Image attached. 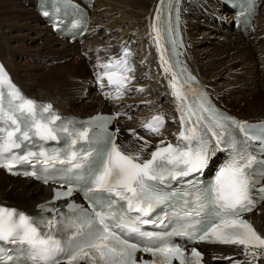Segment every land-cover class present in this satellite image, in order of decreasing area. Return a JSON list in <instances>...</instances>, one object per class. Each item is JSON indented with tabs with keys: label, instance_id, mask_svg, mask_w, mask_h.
<instances>
[{
	"label": "snow or ice",
	"instance_id": "obj_1",
	"mask_svg": "<svg viewBox=\"0 0 264 264\" xmlns=\"http://www.w3.org/2000/svg\"><path fill=\"white\" fill-rule=\"evenodd\" d=\"M52 2L56 6L43 16L50 18L67 0ZM179 2L161 0L149 25L177 101L180 130L175 143L165 137L153 145L129 129L132 140L122 144L120 129L110 130L109 125L127 113L86 121L61 116L52 104L25 96L0 64V168L18 174V164H31L33 170L24 175L59 185L51 200L36 206L35 214L0 206V264H202V253L193 247L186 255L176 237L242 247L243 264L264 259V234L245 218L264 202V123L238 120L216 108L203 92L192 91L196 78L179 58L184 46ZM132 55L124 46L118 58L95 66L104 69L97 75L100 87L105 79L115 86V95L106 99L120 100L126 94L133 79ZM165 126L163 113L141 125L154 137L164 136ZM61 140L63 148L50 152L45 147ZM25 142L39 150L14 151ZM226 150L228 159L214 179L199 184L197 177ZM74 193L85 203L73 200L56 207ZM137 253L151 259H138Z\"/></svg>",
	"mask_w": 264,
	"mask_h": 264
},
{
	"label": "bare ground",
	"instance_id": "obj_2",
	"mask_svg": "<svg viewBox=\"0 0 264 264\" xmlns=\"http://www.w3.org/2000/svg\"><path fill=\"white\" fill-rule=\"evenodd\" d=\"M21 1H26L30 3L29 6L32 8V10H34L33 11L34 13L23 11L24 9L16 10V7L13 5L16 6L19 5L21 7L20 4ZM157 1L158 0H121L122 5L120 6L121 8L119 10L113 8V10L111 9V11H108L104 14H98L96 10L98 7H105L108 10V8L111 7L110 6L111 4L109 0H94V3L92 4V10L90 11V20L88 23V30L86 32V37L90 31V25L91 28H93L92 26L93 24L96 25L97 23H103L105 25L108 23L109 20L108 17H111L110 18L111 21L115 22L113 23L114 25L108 24V29L112 30L114 28H117L118 25H120V28L122 29L124 28L123 27L124 25L126 29L124 28L121 34H115L114 32H111L109 38L110 37L113 38L117 36L118 38L115 39L117 43H121L122 41H125L126 43V40L130 39L131 41L132 39L136 38L137 45H140L144 49V51L147 52V57L152 59L150 60V63H146V66H144L145 71L148 70L149 67L152 68V70L150 69V71H154L155 75L159 77L158 80L164 89V92L162 93H165L163 99L164 101L162 104L164 105V102L167 103L166 105L159 107V109L161 110H158L156 107V110L153 111L154 113L151 112L150 110L149 113L146 114L143 113L145 114L143 115L144 116L143 122L145 121L147 122V120H149L153 115L160 114L162 111V113L166 117V121L169 123V126L165 127L162 130L164 136L152 137L148 135L146 133V130L142 129L141 127L143 122H140L139 124H135L136 121L133 120L131 124L127 122L130 126H125L123 125L120 119H116L113 122L112 127H114V129L115 128L120 129V134L118 139L119 142L122 144H128L132 140V137L130 136L129 133L130 128L136 127V129L138 130L140 129L139 131L142 133L140 136H143L145 137V139L150 140L153 145H155L160 139H164L166 137L165 135H169L170 138L166 137V139L167 141L172 142L176 137L175 134H177L178 132V124L176 121L177 118L176 101L171 93V89L168 86V79H170V74L168 77H165V74L163 73V70L160 67L159 55L156 51L154 42L149 36V33L151 31L149 25L154 22L153 19L156 13ZM17 2L19 4H17ZM196 2H198V4ZM35 4H36V0H1L0 28L8 26L10 20L12 19L11 17L13 15L20 18L29 15L30 18L31 16H33L36 19L39 18L42 20L40 14H38L35 11ZM179 4H180L179 5L180 30L183 38L184 57L187 66L189 67L191 72L198 78L201 84L204 86V88L209 93L212 100L216 103V101L214 100L215 97H213L212 95L213 94L212 91L218 90L217 88L219 85L217 83V80L223 77L220 71L221 70L220 67L223 66L224 64L221 63L216 65L213 63V61H209L211 55H207L208 54L206 52L207 48L202 50L203 51L202 54H200V52H198L197 49H195L196 51L193 50L194 46L196 47L197 45L199 46L201 44L200 41L194 40L196 36L195 34H193V32L194 29L199 27L200 24L202 23L198 19V17H196L198 15H201V17L205 16L206 18L209 19V21L212 23V26H209V28L212 29L214 28L215 30H219L218 29V24H219V26L222 25L223 30L226 31L227 30L226 24H224L225 26L221 24V19L219 18V16H221L223 13L222 10H226V9L223 5H221L218 2V0H209V2L207 0L205 2L202 0H180ZM212 15H215L216 17L214 18V16ZM116 16H118V18H115ZM185 18H186V22L184 21ZM123 19H125L124 21H126L127 19L131 20L132 21L131 25L129 26V24H127L128 22L125 24L123 22L122 25L117 23L122 21ZM187 21L189 22L187 23ZM39 29L41 30L39 32L40 34L48 31V29L44 26H40ZM132 29H136L135 35L129 33ZM99 33L102 35L101 32ZM227 33L233 36L234 39L233 41H230L225 35L223 36L222 34H219L220 39L233 43V45H231L230 47H228L227 50L224 51V52L232 51L233 53V56L231 57L229 56V59L225 64V69L228 70V72L234 71L238 73V75H234L231 77L230 79L231 83H228L227 86L230 84L239 85L240 91L238 90V94L241 95V96L232 97L230 99L229 104H231L235 109H237L236 107L237 104L239 102H242V106L239 108V112L242 113L243 115L247 114V116L237 117L233 113L227 110L226 111L238 119H243L248 121L247 118L251 116H254L256 114H264V93L258 96L248 95L244 97L242 95L244 90H246V88L264 87V77H262L261 80L257 78H256L257 80H255L253 78L254 80L252 79V81H248L244 79L249 75L255 74L254 76H257L258 72L259 71L261 72L260 68L263 70L264 55L261 56V54L264 53V46L263 47L258 46L262 48V51L260 53H257L256 51L257 49L253 48L252 44L254 42L261 43L264 42V40L263 41L261 39L256 40L253 37L254 40L256 41L254 40L247 41V43H244L242 41V43L239 44L237 40L242 38V35L240 33H237L231 27L228 28V32H226V34ZM9 40H11V38L9 39L6 37L2 38L0 36V64L5 66L6 70L10 74L12 82L16 86H18L29 98H32L38 102H43L45 104L50 103L52 104L53 108L59 109L62 113L63 112L68 113L75 117H80V118H86L96 113H107V112L114 113L109 111L111 110L115 111L117 106L121 103V101H118L112 104H108V102L102 101L101 97L99 98L96 94L93 93V84L89 79L88 73L84 72L81 74L83 70L78 69V64H77L79 60V56L77 55V53L76 54L74 53V50L73 51L71 50L72 47L70 45H67V43L66 44L60 43L58 39L55 37H51L50 39L45 40L44 46L47 49V51L43 53V56L45 57L47 55H50L57 58H65L63 59L64 61H62L61 64L66 61L68 63H65L63 66H59L60 64L58 66H52L49 64L48 68L39 67L38 69L41 70V74L39 75H33V74L21 75L20 73H18V69L20 68L11 66L12 64L9 63V61L14 56L19 55L14 53V50L12 49L7 50L4 48V46L7 45ZM94 41L93 42L96 45H100V47H105V44L107 43L105 40H99L98 37H96ZM55 44H61V48L59 49L50 48V46L54 47L53 45ZM190 44L192 49L189 46ZM104 50L98 53L109 52L108 48H104ZM93 51H96V49H94ZM90 52L92 51L90 50ZM224 52H221L220 54ZM115 53L116 51L111 52L113 56L116 55ZM143 59L145 60V58H142V60ZM204 59L206 60V62L203 64L202 60ZM104 62H108V61L101 60L99 63L103 64ZM252 68H255L254 69L255 72H253ZM94 72H96V70ZM77 74L78 77H74L72 80L71 78L73 76H76ZM131 75H133L134 79H136L137 76L135 74L131 73ZM23 77H30L33 80V83L31 85H23L22 84ZM222 83L224 84V82ZM138 86L140 87L142 85H138ZM85 89L91 90V92L89 91L90 92L89 101L88 103L84 104L82 107L77 108L75 110L73 109V111L75 112L79 111L82 114L79 113L74 114L75 112L73 113L71 108H73V105L75 104L77 98L81 96V93ZM147 90L148 89H145L146 95L153 94L152 91L147 92ZM109 93H105L102 96L105 97ZM146 98L147 97H145V99ZM216 104L220 106L218 103ZM135 107L138 108L140 106L135 105ZM117 113H119V109H117ZM263 118L264 117H261L258 118V120H254V121H259L262 120ZM249 121L253 122V120H249ZM31 183L32 182L28 179L11 178L5 175L3 171L0 169V205L10 208L14 207L17 208L18 210L24 211L27 214L34 212V207L36 204L49 199L50 189L48 187H43L34 183H32L33 187H30L28 189L27 186H29L28 184ZM263 203L264 202L260 203V205L256 207L255 210L246 217L248 220L251 221V223L256 228V230L261 234H264ZM199 247L204 253V257H203L204 264H237V262H239V264H243V262L246 260V257L243 252V248L235 245H225V246H215V247L202 245ZM256 264H264V259L257 261Z\"/></svg>",
	"mask_w": 264,
	"mask_h": 264
},
{
	"label": "rangeland",
	"instance_id": "obj_3",
	"mask_svg": "<svg viewBox=\"0 0 264 264\" xmlns=\"http://www.w3.org/2000/svg\"><path fill=\"white\" fill-rule=\"evenodd\" d=\"M109 1L111 4L110 5L111 7H109L108 10L105 7H98L96 9L98 14H104L108 11H111V9L113 10V8L114 9L116 8L118 10L121 8L120 7L122 5L121 0H109ZM202 1L205 2L206 0H202ZM207 1L209 2V0H207ZM196 3L198 4V2H196ZM17 4H19V3L17 2ZM20 4H21V7L19 5H17V6L13 5V6L16 7V10H23L24 9L23 11H27V12H33L34 11L29 6L30 3L26 2V1H21ZM263 6H264V3L262 4L261 8H258V12L255 15V21H254V24H255L254 29L255 30L251 33L248 32L245 36H242L241 39L237 40V42L239 44L242 43V41L244 43H247V41H252V40H254V38L256 40H258V39H261L262 41L264 40V27H263L264 26V8H263ZM224 11H226V10H222L223 13L221 16H219V18L221 19V24H223V25L226 24V26H227L226 31H224L223 26L222 25L219 26V24H218L219 30H215L214 28L213 29L209 28V26H212V23L209 21L208 18H206L205 16L201 17V15L196 16V17H198V19L202 23L200 24L199 27L194 29L193 34H195V36H196V37L194 36L195 37L194 40L200 41L201 44L199 46L197 45L196 47L194 46L195 48L193 47V50L197 49V51L200 52V54H202L203 53L202 50L207 48V51H206L208 53L207 55H211L209 58V61H213V63L216 65L221 64V63L224 64L223 66L220 67L221 68L220 71H221L223 77L219 78L217 80V83L219 85L217 88L218 90H213L212 95H213V97H215L214 100L216 101V103H218L222 108L233 113L237 117H245V116H247V114L243 115L242 113L239 112V108L242 106V102H239L237 104V106H236L237 109H235L231 104H229L230 99L232 97L241 96V95L238 94V90L240 89L239 85L230 84L227 86L228 83H231V80H230L231 77L234 75H238V73L234 72V71L228 72V70L225 69V64L228 61L229 56L230 57L233 56V53H232V51H228V52H224V51L227 50L228 47L233 45V43L220 39L219 34H222L223 36L225 35L230 41H233L234 39H233V36L231 34H229V33L226 34V32H228V28L231 27L232 21H231V17L228 15V13L224 12ZM187 16H189V15H187ZM212 16H214V18L216 17L215 15H212ZM11 18L12 19L10 20L8 26L0 28V36L2 38L3 37L4 38L6 37L8 39L11 38V40H9V42L7 43L6 46H4V48L7 50L12 49V50H14V53L19 54L18 56H14L9 61V63L12 64L11 66H15V67L20 68V69H18V73H20L21 75H29V74L30 75H32V74L33 75H39V74H41V70L38 69L39 67L40 68L41 67L48 68L49 64L52 66H58L59 64H60L59 66H63L65 63H68L66 61V62L61 64V62L64 61L63 59H65V58H57V57L50 56V55L45 56L46 57L45 58L43 56V53H45L47 51V49L44 46L45 40L50 39L51 37H54L52 35V33L50 32L49 27H47L44 24V21H42L39 18L36 19L33 16H31V18H30L29 15L28 16L26 15L23 18H20V17L13 15ZM108 18L110 21L108 20V23L105 25L103 23H97L96 25L93 24V28L95 29V31L87 36L83 46L81 45L78 47L75 43L69 44L66 42V40H58V41L60 43H65V44L67 43V45H70L72 47L71 50L72 51L74 50L75 54L77 53V55L79 56V60L77 62L78 69L83 70L81 72V74L84 72H87L90 81H91V77H92V73H93L92 69H95V62L97 60L100 61L101 59H105L109 52L117 51L118 53H120V51L123 49L124 46H127L132 51L133 55L130 57V63H131L132 68L134 69L133 74H135L137 77H136V79H134V76L132 75L133 79L131 80V83L128 86L125 99L123 100V102L118 107H120V110L122 111V113H127V115H122L120 118L123 125L130 126L129 124H131L133 120L136 121L135 124H139L140 122H142L144 120L143 115H145L146 113H149V110L151 112H153L156 110V107L158 110H161V109H159V107L166 105L167 102H164V105L162 104L164 101L163 100L164 96H165V93H162V92H164V89L158 80L159 77H157L155 75L154 71H150V69L152 70V68L149 67L148 70L145 71L144 66H146V63H150V60H152V59L147 57V52H145L144 49L140 45H137L136 38L132 39L131 41H130V39L126 40V43H125V41H122L121 43H117V41L115 40L118 38L117 36H115L113 38H111V37L109 38V36L111 35V32H114L115 34H121V32L123 31L125 26L123 25L124 28H122V29L120 28V25H118L117 28H114L112 30L108 29V24L114 25L113 23H115V22L111 21V19H110L111 17H108ZM115 18H118V16H116ZM124 20L125 19H123L122 21L117 22V23L122 25L123 22H124V24L128 22L127 24H129V26L131 25V22H132L131 20H128V19L126 21H124ZM133 21H135V20H133ZM184 21L186 22V18L184 19ZM188 22L189 21H187V23ZM40 26L46 27L48 29V31L40 34L39 33L41 31L39 29ZM99 32H101L102 35ZM129 33L132 35H135L136 29H132ZM96 37H98L99 40H105L107 42L105 44V47H100V45H96L94 43L95 42L94 39ZM256 40H254V41H256ZM53 46L54 47L50 46V48H54V49L55 48H58V49L61 48V44H55ZM189 46L192 49L191 44ZM258 46L263 47L264 42H261V43L254 42L252 44V47L257 49L256 50L257 53H260L262 51V48L258 47ZM120 47H122V48H120ZM104 48H108L109 52L98 53V52L103 51ZM118 48H120V50H117ZM94 49H96V51H93ZM90 50L92 52H90ZM221 52H224V53L220 54ZM262 55H264V53L261 54V56ZM42 57H44V58H42ZM39 58H41V59H39ZM142 58H145V60L144 59L142 60ZM202 61H203V64L206 62L205 59ZM154 69H155V67H154ZM254 69L255 68H252L253 72H255ZM260 70H261V72L259 71L257 76H254L255 74L249 75V76L245 77L244 79H246L248 81H252L253 78L255 80H257V79L261 80L262 77H264V68H263V70L260 68ZM74 77H78V74L76 76H73L71 79L73 80ZM222 82H224V84ZM32 83H33V80L30 77H23L22 78V84L23 85H31ZM259 83H260V81H259ZM138 85H142V86L139 87ZM137 88L148 89L147 92L152 91L153 94L146 95L145 90L143 92H137L136 91ZM89 91L91 92L90 89L89 90L85 89L81 93V96H79V98H77L75 104L73 105V108H71L73 113L75 112V111H73V109L75 110L77 108L82 107L84 104L88 103L89 93H90ZM93 93L97 95V91H96L95 87H93ZM262 93H264V87H259V88L249 87V88H246V90H244L243 94L242 93L241 94L245 97L248 95L258 96ZM145 97H147V98L145 99ZM135 105H139L140 107L136 108ZM129 106H131V107H129ZM57 110H59V109H57ZM77 113L82 114L79 111H76L74 114H77ZM143 113H145V114H143ZM161 113H162V111H161ZM261 117H264V114H256L254 116L247 118V120H253L254 121V120H258V118H261ZM137 118H139V119H137ZM168 126H169V123L166 122L165 127H168ZM130 129H136V127L130 128ZM136 130H137L139 135L142 134L139 131L140 129L139 130L136 129ZM11 178H13V177H11ZM14 179H17V178H14ZM28 185H29V186H27L28 189L30 187H33L32 183L28 184ZM263 205H264V203H263Z\"/></svg>",
	"mask_w": 264,
	"mask_h": 264
}]
</instances>
